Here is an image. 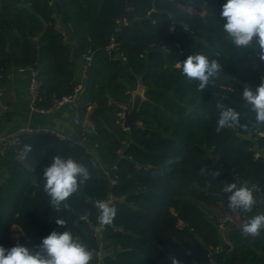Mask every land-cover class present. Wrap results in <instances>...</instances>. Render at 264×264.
<instances>
[{"label":"trees","instance_id":"trees-1","mask_svg":"<svg viewBox=\"0 0 264 264\" xmlns=\"http://www.w3.org/2000/svg\"><path fill=\"white\" fill-rule=\"evenodd\" d=\"M190 1L202 11L175 0H0V87L9 70L33 68L36 105L50 108L82 85L74 109L84 138L26 133L0 152V246L11 247L17 225L20 244L30 250L53 230L72 232L94 252L90 264H171L169 255L181 264H264V232L240 235L250 216L264 213V125L242 100L241 83L255 89L264 61L259 50L237 49L223 32L226 0ZM113 35L118 45L109 55ZM195 54L223 66L204 90L181 75L182 61ZM75 56L85 62L80 75ZM139 77L147 87L141 124L125 129L121 105L131 106ZM217 104L237 111L240 126L217 133ZM24 145L37 161L33 169L19 159ZM58 153L84 163L90 179L55 212L32 180ZM243 181L256 185L251 213L230 211L222 191ZM96 200L117 209L110 225L98 223ZM213 208L237 221L227 241L219 218L206 211ZM85 212L87 221L80 219Z\"/></svg>","mask_w":264,"mask_h":264},{"label":"clouds","instance_id":"clouds-1","mask_svg":"<svg viewBox=\"0 0 264 264\" xmlns=\"http://www.w3.org/2000/svg\"><path fill=\"white\" fill-rule=\"evenodd\" d=\"M220 16L223 32L237 49L259 50L260 59L264 61V0H226L221 7ZM223 72V66L216 59H209L203 54L188 55L181 64V75L189 80L198 81V88L204 90L212 85ZM242 100L255 113V123L264 125V80L253 89L245 85ZM219 118L216 131L224 128L240 126V114L233 108L217 104ZM30 145H24L26 155L31 152ZM219 176V172L212 173ZM90 179L89 168L72 156L56 154L51 163L43 170V175L33 178L32 185L41 190L49 198V205L55 212L67 208L65 203L69 197L78 192L80 186ZM222 191L227 194V208L232 211L251 213L258 203L255 195L256 185L249 181L239 185L236 182L225 183ZM36 191L33 192L35 196ZM94 207L98 210L97 221L100 225H110L117 209L105 200H96ZM90 213L85 212L80 219L87 221ZM60 227L66 226L64 219H56ZM264 232V213L250 216L240 227V235L244 238H256ZM39 250L16 243L10 248L0 246V264H90L94 252L72 232L51 231L38 246ZM171 264H181L170 256Z\"/></svg>","mask_w":264,"mask_h":264},{"label":"crops","instance_id":"crops-1","mask_svg":"<svg viewBox=\"0 0 264 264\" xmlns=\"http://www.w3.org/2000/svg\"><path fill=\"white\" fill-rule=\"evenodd\" d=\"M74 62L77 67V73L80 75L84 67V59L75 56ZM30 84L31 75L27 70L21 71L13 68L6 74L3 83V92L0 98V137L15 132L23 127H37L58 132L66 138H71L73 140H83V136L78 133L75 126L77 113L74 106L65 105L49 113H42L34 110L32 108ZM91 126L90 120L86 118L83 122V127L85 129H90ZM19 159L31 169L36 167L37 161L32 151L25 157L22 149ZM29 163L32 165L31 167L28 165ZM210 213L219 218L222 224V234L227 241L226 232L228 228L236 225L237 221L221 214V212L215 208L211 209ZM12 231L17 232L19 239L24 236L23 230L17 225L12 226L10 235ZM9 238H11V236Z\"/></svg>","mask_w":264,"mask_h":264},{"label":"built area","instance_id":"built-area-1","mask_svg":"<svg viewBox=\"0 0 264 264\" xmlns=\"http://www.w3.org/2000/svg\"><path fill=\"white\" fill-rule=\"evenodd\" d=\"M118 45L117 41H116V37L113 35L111 37V40L106 48L107 52L109 55L112 54V51L116 48V46ZM86 59L88 60V62L91 61V56H86ZM19 70L21 71H29L30 75H31V84H30V90H31V94H32V108L34 110L40 111L42 113H49L55 109H59L62 106L65 105H73L75 106L77 104V101L79 99V95L81 93L82 90V85H79L76 87L74 93L70 94V95H66L63 96L62 98H55V102L53 104L52 107L50 108H39L36 105V102L38 101V99L40 98V92H39V87H40V82L37 79V71L34 70L33 68H20ZM86 71V65L84 68V73ZM3 92V88L0 87V98ZM38 132H49L52 134L57 135L59 138H66L64 135L58 133V132H53L50 131L49 129L46 128H37V127H23L15 132L6 134L2 137H0V152H2L5 148L11 147L13 145L18 144L21 141V138L24 134L26 133H38ZM209 257L210 260L212 262L215 261V253L214 251H211L209 253Z\"/></svg>","mask_w":264,"mask_h":264},{"label":"water","instance_id":"water-1","mask_svg":"<svg viewBox=\"0 0 264 264\" xmlns=\"http://www.w3.org/2000/svg\"><path fill=\"white\" fill-rule=\"evenodd\" d=\"M175 1L178 3H181L185 6L193 7L195 9H198L199 11H202L201 8L197 7L190 0H175ZM205 15H206V13H205ZM35 42L37 44V39H35ZM138 80H139L138 86L132 92V104H131V106L129 107L127 105H121V107L123 108V113L121 114V116L124 120L123 126L125 129H129L130 126L133 124H141V122L137 118V113H138V110H139L141 104L143 103V101L146 100L145 91H146L147 87L143 83L141 77H139ZM241 83L244 86L246 85V83L243 81H241ZM170 256L171 255H169V257Z\"/></svg>","mask_w":264,"mask_h":264},{"label":"rangeland","instance_id":"rangeland-1","mask_svg":"<svg viewBox=\"0 0 264 264\" xmlns=\"http://www.w3.org/2000/svg\"><path fill=\"white\" fill-rule=\"evenodd\" d=\"M30 167L32 166L30 163L28 164ZM206 211L208 212L209 215H211L212 213H210V210L206 209ZM11 238H9L10 240H8V244L9 246H14L16 243H20V239H19V235L17 234V232L12 231L11 232ZM9 236V237H10Z\"/></svg>","mask_w":264,"mask_h":264}]
</instances>
